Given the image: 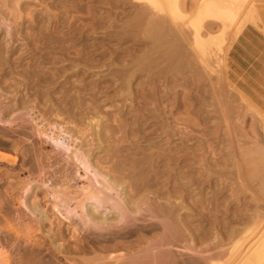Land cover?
Listing matches in <instances>:
<instances>
[{
	"label": "rangeland",
	"instance_id": "1",
	"mask_svg": "<svg viewBox=\"0 0 264 264\" xmlns=\"http://www.w3.org/2000/svg\"><path fill=\"white\" fill-rule=\"evenodd\" d=\"M109 1L111 0H26L21 7L23 16L16 25L0 0V93L9 94L19 88L22 92L27 91L24 87L28 76L26 68L33 58L35 43L46 45L61 40L53 30V17H60L64 21L67 15L70 16L74 32L66 41L78 49L84 43L89 45L87 53L72 54L69 59L62 54L56 63L46 61L41 66L46 72H57L58 81L53 87L55 90H62L70 84L80 86L84 83L87 91L98 96L96 106L91 110L93 125L75 121L78 130L72 141L74 148L86 143V147L93 152V161L98 156H105L115 137L126 135L120 131L113 133L109 126L112 122L118 124L117 120L112 121L113 117L124 121V117L119 115L120 109H136L150 104L130 100L121 104L113 97L105 98V89L113 85L112 78L105 79V60L109 57V54L105 57V46L115 42L105 39V16L115 14ZM252 2L254 20L248 21L234 40L228 36L234 26L228 28V38L220 44V50L215 47L216 54L211 55L207 62L211 69L200 66L195 59L194 64H199L201 68L197 74H182L166 83L167 103L163 102L161 107L167 109L168 122L176 131L170 148L176 158L180 155L178 148L183 149L182 160L181 157L177 159L181 163L176 162V168L184 171L185 180H192L180 209L186 223L181 241L176 242L177 232L170 219L164 215L155 218L157 223L164 225L163 229L155 231L144 228L141 234H125L127 229L120 228L124 219H114L118 211L111 203L98 204L95 211L97 216L108 218L105 222L108 226L92 228L91 232L88 230L84 234L86 211H81L78 207L77 213L71 214L68 208L85 200L86 190L81 185L86 186L87 190H101L110 199H118L115 192L105 190V180L92 177L91 181L85 176L75 175L70 182L71 186L58 187L60 200L53 206L52 197L45 193L46 186H40L34 175L26 170L29 165L21 154L10 143H0V151L4 155L19 157L16 163L10 160L0 161V176L5 175V180L0 181V193H5L6 190L9 194L19 193L23 187H29L23 191L28 203H36L49 216L45 220L44 232L37 231V235L41 239L46 238L48 242L53 240L63 249L57 255L49 254L45 249L46 258L52 256L53 264H82L84 258L93 259L99 254H105V244L108 245L107 251H116L126 259L138 260L159 249L169 252L174 260L180 262L181 257L185 256L189 259L196 258L201 264H241L244 260L248 264H264V76L258 59L247 57L243 34L248 26L250 29H264V0ZM132 6L128 5L127 10L132 9ZM188 10L191 16L196 13L194 8ZM246 12L238 14L237 19L243 18ZM34 15L35 21H32ZM214 29L215 32L218 31L219 26L216 25ZM253 34L257 41L259 33L253 31ZM128 44L130 42L123 46ZM142 78L143 76H139L134 84ZM155 80L156 83L159 82V79ZM29 87L30 98H33L39 90L37 85L33 86L31 83ZM99 117L102 120L97 125L95 123ZM64 120L67 119H59V122L65 124ZM161 123L159 121L156 125ZM151 128L153 126L149 125L146 130ZM96 130L100 133L99 139ZM72 142L69 141V144L72 145ZM51 149L52 146L49 145L45 152L48 154ZM60 152L66 155L68 151L63 148ZM129 164L126 160L123 165L128 168ZM102 169L105 170V166ZM125 172L127 170L115 174L125 180L121 190L125 193L121 197L128 195L131 190L130 179L125 177ZM6 174L11 178H7ZM176 176L177 173L172 175L168 193H161L155 186L141 191L144 193L142 197L146 198L141 204L145 217H150L152 200L157 197L159 201L158 194H171L173 203L180 200L181 195L175 190ZM85 201L87 211L90 212V205L93 203ZM23 209L29 212L27 208ZM6 215L7 211L0 208L1 223ZM28 215L25 217L28 218ZM143 222L140 219L137 224L141 225ZM77 226L80 228L77 229ZM117 230L120 233L117 240L124 243L111 247L107 239L111 232ZM168 239H173L175 245H160L161 241ZM14 241L13 238L7 249L16 259L18 250ZM21 243L24 244L23 241ZM154 245L157 247H153ZM177 246H186L191 250L180 251Z\"/></svg>",
	"mask_w": 264,
	"mask_h": 264
},
{
	"label": "bare ground",
	"instance_id": "2",
	"mask_svg": "<svg viewBox=\"0 0 264 264\" xmlns=\"http://www.w3.org/2000/svg\"><path fill=\"white\" fill-rule=\"evenodd\" d=\"M26 0H2V5L14 18L13 23L18 25L23 12L22 4ZM115 14L105 16V39L113 44L105 46V79L112 78L113 85L105 89V98L118 99L121 104L126 100L137 103L149 102V106H139L136 109L127 107L120 109V116L124 121L113 117L109 124L113 133L120 131L126 135L115 137L110 148H107L105 156L101 155L93 161V152L86 143L74 148L73 137L78 130L75 121H83L92 124L91 110L96 106L98 96L87 91L85 84H70L62 90H55L54 85L58 81L57 72H46L41 63H56L60 55L67 59L72 54L87 53L89 45L84 43L81 48L66 41L74 31L71 28L73 21L70 16L66 20L53 17L55 21L54 32L61 38L58 42L42 45L36 42L33 47V58L27 64L28 76L25 78L26 92L19 88L15 92L0 93V143H10L21 154L23 160L28 163L27 171L31 172L40 186L45 185V193L52 197L53 206L58 204L60 194L58 187L67 185L75 175L85 176L88 179L102 178L105 180V190L115 192L118 199H110L104 192L86 190L85 200L92 201V210L87 211V203L81 201L74 207H69L71 214L86 211L87 218L83 221L84 234L92 228H105L106 217H99L95 211L99 205L111 203L118 211L114 219L120 221L121 229H127L124 233L133 235L141 234L144 228L158 231L164 225L155 221L159 215H164L172 222L174 231L177 232L176 242L183 237V227L186 226L181 216L180 209L185 192L192 184L191 179L185 180L184 171L178 170L176 162L179 157L182 160L183 149L178 148L180 155L173 157L171 150L172 136L175 129L168 122L167 109L161 107L167 103L168 91L166 83L179 75L197 74L201 65L211 69L207 63L211 55L216 54L215 47L221 49V43L228 38V28L234 26L229 34V39H236L242 28L248 21H253L252 0H111L108 2ZM128 5H133L127 10ZM189 8H194L196 13L191 16ZM247 11L243 18L237 19L238 14ZM52 20V16L48 15ZM35 21V15L32 17ZM63 21V22H62ZM3 22V21H1ZM63 23V24H62ZM219 29L215 32L214 27ZM66 27V28H65ZM40 31L42 28H39ZM37 34H40L37 32ZM130 44L123 46L124 43ZM207 45V46H205ZM199 64L195 65L194 60ZM143 76L136 84L134 81ZM155 78L159 79L156 83ZM200 80V78H199ZM29 83L37 85L38 94L33 98L29 95ZM164 85V88L163 86ZM59 91V92H58ZM130 102L128 104H130ZM165 103V104H166ZM64 120L61 124L59 119ZM90 118V119H89ZM102 117L96 119L97 125ZM153 121V124H151ZM162 123L157 126L156 124ZM93 125V124H92ZM149 125L153 128L146 130ZM84 134V131H81ZM99 139L100 133L96 130ZM69 141L73 144L70 145ZM51 145L50 153L46 148ZM100 144L98 145V147ZM68 152L61 154L62 149ZM10 160L16 163L18 155L9 157L0 151V161ZM129 161V167L123 164ZM178 164L181 161L177 162ZM55 166V167H53ZM105 166V170L102 169ZM50 167H53L51 170ZM185 167V164H183ZM130 179V192L121 195L124 178H118L116 173H124ZM58 173V175H57ZM177 173L175 190L181 195L178 202H172V195L158 194L152 200L153 209L150 217H145V210L141 204L146 200L141 191L150 186L168 193L172 175ZM56 175V177H55ZM91 175V176H90ZM5 175L0 176V181L5 180ZM11 176L6 174V177ZM7 177V178H8ZM165 177V178H164ZM1 183V182H0ZM19 193L9 194L6 190L1 194L0 208L7 211L4 221L0 220V264H53L51 258H46L45 249L49 254L57 255L63 249L53 240L47 241L37 235L45 230V220L49 218L46 211L36 203L29 204L27 195L22 188ZM23 207L29 212L24 211ZM26 214L28 218H26ZM141 217V218H140ZM143 219V224L137 221ZM146 219L153 221L146 222ZM80 226H77V229ZM46 231L49 232V229ZM119 231L111 232L107 239L110 246H120L117 240ZM16 244L18 257L14 259L8 252L7 245ZM21 241L24 242L21 243ZM160 245L174 246L175 241L168 239L161 241ZM159 246V245H158ZM93 259L84 258L82 264H201L196 258L181 257V262L174 260L169 252L155 250L145 254L141 259H126L118 255L116 251H107ZM153 247H157L154 245ZM179 247V246H177ZM178 250H191L183 246ZM241 264H248L243 261Z\"/></svg>",
	"mask_w": 264,
	"mask_h": 264
},
{
	"label": "crops",
	"instance_id": "3",
	"mask_svg": "<svg viewBox=\"0 0 264 264\" xmlns=\"http://www.w3.org/2000/svg\"><path fill=\"white\" fill-rule=\"evenodd\" d=\"M253 31H256L259 33L260 37L257 41L254 39ZM245 36V48H246V55L247 57L252 56V58H257L258 62H260L262 67V72L264 76V29L259 30L256 27H250L248 26L244 32ZM253 34V35H252Z\"/></svg>",
	"mask_w": 264,
	"mask_h": 264
}]
</instances>
